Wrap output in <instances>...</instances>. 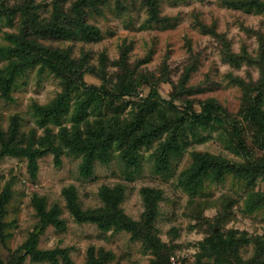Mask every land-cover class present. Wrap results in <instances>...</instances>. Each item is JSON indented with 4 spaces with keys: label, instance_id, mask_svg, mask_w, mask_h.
Segmentation results:
<instances>
[{
    "label": "rangeland",
    "instance_id": "rangeland-1",
    "mask_svg": "<svg viewBox=\"0 0 264 264\" xmlns=\"http://www.w3.org/2000/svg\"><path fill=\"white\" fill-rule=\"evenodd\" d=\"M0 264H264V0H0Z\"/></svg>",
    "mask_w": 264,
    "mask_h": 264
},
{
    "label": "trees",
    "instance_id": "trees-1",
    "mask_svg": "<svg viewBox=\"0 0 264 264\" xmlns=\"http://www.w3.org/2000/svg\"><path fill=\"white\" fill-rule=\"evenodd\" d=\"M259 6V5H257ZM80 30H64V29H61V28H58L56 30H52L50 32L51 36H56L58 34V36H69V35H72L73 33L78 35L76 37H79L82 41H85V42H92L95 40V37L93 36V33H90V32H87V31H84V29L81 28V26H79ZM60 57V56H59ZM56 68V67H55ZM10 82V80H9ZM8 84V83H7ZM7 84H4V86H6ZM10 84V83H9ZM67 87H70L67 85ZM129 88V87H128ZM125 93H130L131 91L128 90V89H125L124 91ZM214 108V105L213 104H208L206 105V107L204 108V112H205V115L204 117H197L198 119H204V120H212L214 122H217V123H222V119L217 117V116H213L212 115V110ZM213 116V117H212ZM103 143V141H102ZM102 143H96V144H93V145H89V147L92 149L93 148V151L96 150V149H104V145H102ZM91 154H93V152H91ZM90 161V159L88 160ZM87 161L86 163V167L89 168V162ZM230 167V166H229ZM227 166V164L225 163H220V162H215V164L211 165V171L213 172H216V173H221V170H227L229 168ZM233 169H235V167H233ZM208 170H204V172H202V174H206ZM232 171H235V170H232ZM237 173H240L241 171L237 170L235 171Z\"/></svg>",
    "mask_w": 264,
    "mask_h": 264
}]
</instances>
